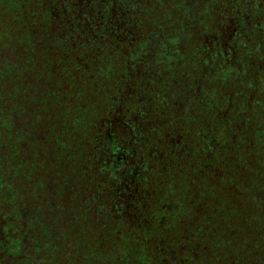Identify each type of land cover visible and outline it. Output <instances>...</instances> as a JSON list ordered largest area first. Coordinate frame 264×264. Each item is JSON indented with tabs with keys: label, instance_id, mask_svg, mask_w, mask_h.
Here are the masks:
<instances>
[{
	"label": "trees",
	"instance_id": "trees-1",
	"mask_svg": "<svg viewBox=\"0 0 264 264\" xmlns=\"http://www.w3.org/2000/svg\"><path fill=\"white\" fill-rule=\"evenodd\" d=\"M75 2L0 0V264H264V0H115L134 41L80 39ZM157 227L179 238L154 262Z\"/></svg>",
	"mask_w": 264,
	"mask_h": 264
},
{
	"label": "rangeland",
	"instance_id": "rangeland-1",
	"mask_svg": "<svg viewBox=\"0 0 264 264\" xmlns=\"http://www.w3.org/2000/svg\"><path fill=\"white\" fill-rule=\"evenodd\" d=\"M70 61H79L80 63H82L83 65H85L89 70L93 69V63L90 61V59L87 58V56L85 57H80L79 55H72L69 57ZM30 76V75H29ZM29 79H32L34 81V79L30 76ZM114 84H119L118 81L112 82ZM121 84H123V86H125L124 82L121 81ZM46 84V83H45ZM43 84V82L41 83V88H47V85ZM105 84V85H104ZM120 85V84H119ZM107 86L106 82L104 81V83L101 82V87H105ZM88 88V86H87ZM183 93L185 94V97H188V95H190V89H186L185 91H183ZM168 96L171 98L172 95L168 94ZM87 106L90 107L91 113L89 114V118L92 114L96 115V119L99 120V118L101 116L104 115H108V106H107V101L105 98H92L89 97L87 98ZM81 101L84 102V99L81 98ZM31 106L34 108L35 106H38L41 109L42 112V116L44 117L45 120L51 118V114H52V107H45V105H41V104H36L34 102H32ZM94 111V112H93ZM77 115H80V113H78ZM69 116H73V114H69ZM95 121V120H94ZM93 121V122H94ZM82 123V127L80 128V132H78V130L74 133H76L73 137H72V143H71V148H74L76 150L80 149L81 146L85 145V144H89V138H87L86 135V131L90 128L91 126V121L90 120H85ZM46 123L40 124V128L44 127ZM48 126V125H47ZM73 133V134H74ZM85 135H84V134ZM183 191L186 195V197L189 199V203H188V208L189 210H192L194 203L199 202L198 199H203L202 194H194L192 192L186 191L184 190V186H183ZM201 191V189L197 190ZM196 200V201H195ZM234 228H238L237 226H234ZM172 230V229H171ZM172 232V231H171ZM166 232V231H162L161 228L157 227L156 229H152L150 231L151 235H147L145 233L144 230H141L140 236L138 237V242L136 245L137 247L140 248L141 252L140 254L143 256L147 255L149 256L151 261H158L160 259H162V251H158L157 248H159L160 246H164V250H166L168 247L171 246L172 243H175L177 241V238H179V234L173 229V232Z\"/></svg>",
	"mask_w": 264,
	"mask_h": 264
},
{
	"label": "flooded vegetation",
	"instance_id": "flooded-vegetation-1",
	"mask_svg": "<svg viewBox=\"0 0 264 264\" xmlns=\"http://www.w3.org/2000/svg\"><path fill=\"white\" fill-rule=\"evenodd\" d=\"M100 0H76L75 6H78L79 9L91 11V17H85V19L81 20L82 27L86 28L89 32L92 33L93 36H89L85 34L84 36H78L80 39L85 38H98L96 33L97 30L103 34V26L106 24L110 30L108 36L112 37L116 35L117 39H124V40H141V32H136V26L138 22H141V17H136L133 14L132 10L128 11L127 5L117 4L115 0H112L109 3L108 10L106 11V15L102 16V21L95 20L93 15V11H95L98 7L99 11L101 12ZM102 3H105V0H101ZM82 3V4H81ZM135 8H139L137 10H141V1L137 3ZM123 11H126L125 13ZM126 19L124 21L123 19ZM138 18V19H137ZM108 32V31H107ZM91 33H89L91 35ZM141 46V41L139 42ZM137 48L136 52L142 54L141 47ZM136 55V53H134ZM142 61V60H141ZM142 67V62H141ZM142 107L146 106V101L144 99L141 100ZM141 116H143V112L141 110ZM120 149L115 154H118ZM120 160H123L122 157H119ZM143 180H141L142 183Z\"/></svg>",
	"mask_w": 264,
	"mask_h": 264
}]
</instances>
